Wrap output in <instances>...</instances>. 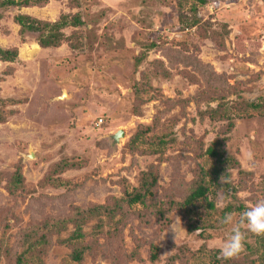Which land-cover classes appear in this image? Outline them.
<instances>
[{
    "label": "rangeland",
    "instance_id": "rangeland-1",
    "mask_svg": "<svg viewBox=\"0 0 264 264\" xmlns=\"http://www.w3.org/2000/svg\"><path fill=\"white\" fill-rule=\"evenodd\" d=\"M74 1L48 0L43 8L21 13L55 22L61 14L80 12L83 47L77 50L66 44L40 48L37 34L20 35L12 20L16 10L0 9V48L18 49L15 62H0V264H16L15 258L26 250L17 248L25 231L34 234L44 223H64L74 208L122 199L139 187L141 174L151 166L158 170V194L162 187L175 185L179 190L175 200L181 202L197 167L209 172L216 164L208 156L195 161L186 142L191 139L206 150L227 129L226 122L201 118L199 112L217 102L196 104L192 99L199 90L235 86L239 100L264 104V0H205V4L79 0L78 8L71 6ZM192 7L202 23L210 22L214 30L223 32L222 26H227L222 47L200 39L199 26L190 29L180 23ZM142 52L146 57L135 66ZM154 61H160L171 77L155 75ZM184 72L197 83L184 77ZM142 73V82L152 90L135 97L134 86ZM236 98L230 95L227 101ZM245 113L233 121V130L226 135L229 141L222 160L232 157L242 170L253 174L246 190L235 194L225 189L226 197L222 188L212 184L207 201L188 207L185 218L173 210L162 218L150 214L148 225L135 214L122 224L119 215L113 219L104 215L102 222L91 220L83 233L90 237L87 240L96 238L97 246L81 263L71 260L64 243L74 231L67 224L52 236L45 253L34 252L42 248L37 245L33 252L21 255L20 264H211L216 255L223 258L221 242L241 213L232 214V224L222 225L220 211L239 201L248 208L263 195L264 113ZM140 126L154 128L147 138H174L176 143L164 148L137 143L131 150L126 144ZM119 130L124 137L114 145L112 136ZM64 163L70 169L63 170ZM226 170L229 177L221 175L218 184L237 186V170ZM17 173L20 184H14ZM211 201L217 211L206 207ZM142 209L136 205L131 212ZM165 220L169 224L161 229ZM186 223L195 231L188 233ZM138 244L139 258L132 254ZM151 245L159 248L155 262L149 257ZM263 246L264 236L247 233L245 250L238 257L260 264ZM8 250L14 251L11 258L4 253Z\"/></svg>",
    "mask_w": 264,
    "mask_h": 264
},
{
    "label": "trees",
    "instance_id": "trees-1",
    "mask_svg": "<svg viewBox=\"0 0 264 264\" xmlns=\"http://www.w3.org/2000/svg\"><path fill=\"white\" fill-rule=\"evenodd\" d=\"M198 4H205V0H194ZM73 3V1H71ZM48 5V0H0V9L8 10L14 9L17 13L13 16V22L19 27L20 35L25 33H34L37 34V43L40 48L48 49V48H58L62 44H66L71 50H77L83 47V36L82 31L80 30L84 23L82 21V17L80 12L61 14L57 21L48 22L43 21L37 18H34L30 15L23 14L21 11L23 9L29 8H43ZM71 5V4H70ZM74 8L79 7V0H75L74 4L71 5ZM190 16L185 17L180 14V23L185 24L188 28H193L195 26H199V37L202 40H209L214 43L218 47H222L224 44V37L228 35L227 26H222L223 32H218L212 28V24L210 22L202 23L201 18L197 15L196 7H192L190 9ZM70 30V34L66 35L65 31ZM155 47V45L150 46V48ZM147 49V48H145ZM146 57V53H141L136 58V65L138 66L141 61ZM18 58V49L17 48H9V49H1L0 48V62L5 63H13ZM153 73L157 76H163L168 79L171 77L169 71L164 69L163 64L160 61L153 62ZM11 72H8L10 74ZM141 80L135 83L134 86V96L139 97L141 94L145 93V89L152 88L146 83H143L145 79V74H141ZM183 76H188L190 81L194 84L197 83L196 79L193 75H190L186 72L183 73ZM237 87H229L226 89L221 88H208L204 90H199L196 93V96L192 99L196 104L201 103H210L217 102V105L214 108H208L205 111L199 112L201 118L208 117L210 120L226 122L227 129L225 130V134H229L234 128V120L241 118L244 115H247L245 112L248 111H256L258 114L262 115L264 113V104H256L252 102H247L245 100H239V91L236 90ZM230 95H237L236 100L227 101V98ZM172 105H176V103H172ZM178 106V105H177ZM245 113V114H244ZM2 117H0V123L2 122ZM152 127H155L152 126ZM152 127H142L138 128L137 133L130 139V141L126 144L131 150H135V144H154L156 147H165L168 145L167 143H176V139L172 138L168 141H165L163 137H153L147 138L146 136L150 133L154 132V128ZM166 131L167 129L164 128ZM165 136L168 134V130L163 133ZM224 136L222 139L212 143L206 150H203L202 145L194 142L191 139H188V145H190V149L195 157V161L197 159H201L205 156L213 158L216 160V164L213 168L206 172L204 171L202 166H198L195 171L194 178L186 184V187L182 191L185 195L181 202H177L176 196L179 190L175 185H171L168 188L162 187V192L158 194V170L157 167L151 166L147 173L141 174V183L137 189H134L131 193H125L124 197L120 200L111 198L107 204L105 205H93L90 208H74L71 213V217L67 219L64 223H44L43 226L37 228L34 234L31 233V230L25 231L23 233L24 240L22 239V243L17 248H21L22 246L26 247V250L20 254V256L16 257V264H20L21 255H27L36 248L37 245L42 247L41 249H36L34 252L45 253L51 245L50 239L53 235H59L62 231L66 229V225L69 224L74 228L71 236L64 241L67 247L70 249V258L74 262L81 263L84 260L85 255L90 254L91 247L97 246V239L90 238L87 234L83 233V227L87 225L91 220L97 219L99 222H102V216H107L108 219H113L115 216L119 215L123 219L119 223H123L126 221L128 215L135 214L138 218L144 221L146 224H149L150 214L156 215L157 218L165 217L166 214L171 213L173 210L177 211L183 218L186 217V209L188 207H193L197 201H207V195L210 191V186L212 184H216L218 188H222L224 195L227 197L226 190L232 189V191L236 194L239 190L247 189L248 182L251 181L253 174L251 172H245L242 170L240 164L234 158L229 157L225 160H222L223 153L225 152L226 144L229 139L227 136ZM200 143V142H199ZM148 151V150H147ZM224 164L227 165L224 166ZM70 169V166L67 163H64L63 170ZM226 169L232 170L236 169L238 174V181L235 183H225L223 186L218 184V178L221 175L226 178L229 177L230 172ZM209 179V180H207ZM261 181L263 183V195L262 199H264V176L261 177ZM20 184L21 178L19 173L15 177L14 184ZM220 186V187H219ZM179 188V187H178ZM251 188L254 191L258 189L254 187L253 182H251ZM226 189V190H225ZM167 196L165 199L163 195ZM234 198L236 196L234 195ZM136 205H141V211L131 212L132 208ZM206 207L208 210H215V204L213 201L207 202ZM247 207L239 201V203L227 204L223 210L220 211L222 217H224L228 213H242L245 211ZM164 224L160 223L161 229L165 228L169 224L168 220H165ZM117 226V224H116ZM8 227V225H6ZM186 228L188 233H192L195 231V228L190 224L186 223ZM85 239V240H84ZM84 240V241H83ZM140 245H137V248L133 251V255L139 258L138 251L140 249ZM151 250L149 257L152 262L157 261V251L159 248L155 245H151ZM264 250V246H263ZM154 251V253H153ZM14 252L13 250L5 251V255L8 258H11V254ZM16 252V250H15ZM176 259V258H175ZM260 264H264V255L261 256L259 260ZM171 263H173L171 259ZM211 264H256L255 262L249 261V257L245 256L235 257L231 260H225L224 258H219L217 255L212 258Z\"/></svg>",
    "mask_w": 264,
    "mask_h": 264
},
{
    "label": "clouds",
    "instance_id": "clouds-1",
    "mask_svg": "<svg viewBox=\"0 0 264 264\" xmlns=\"http://www.w3.org/2000/svg\"><path fill=\"white\" fill-rule=\"evenodd\" d=\"M252 153H248V158H252ZM233 216L226 214L219 222L222 225L232 224ZM251 233L256 236H264V199L258 200L243 211L238 221L232 224L230 234L227 239L221 242L219 252L225 260L238 257L245 250L246 234Z\"/></svg>",
    "mask_w": 264,
    "mask_h": 264
},
{
    "label": "water",
    "instance_id": "water-1",
    "mask_svg": "<svg viewBox=\"0 0 264 264\" xmlns=\"http://www.w3.org/2000/svg\"><path fill=\"white\" fill-rule=\"evenodd\" d=\"M123 137H124L123 132L119 130L116 134L112 136V141H114L113 144L114 145L119 144V140L122 139Z\"/></svg>",
    "mask_w": 264,
    "mask_h": 264
}]
</instances>
